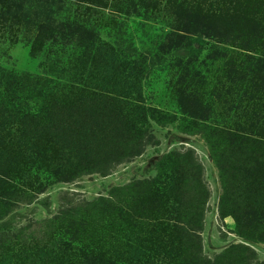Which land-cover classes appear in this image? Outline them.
<instances>
[{
    "label": "rangeland",
    "instance_id": "1",
    "mask_svg": "<svg viewBox=\"0 0 264 264\" xmlns=\"http://www.w3.org/2000/svg\"><path fill=\"white\" fill-rule=\"evenodd\" d=\"M7 1L8 20L0 21V99L14 73L23 86L15 95L19 110L28 113L51 97L105 89L139 110L146 138L135 157L70 174L66 157L78 153L67 149L71 132L62 136L67 123L30 141L12 130L3 135V193L25 196V202L0 211V224L17 237L4 245L0 264H89L93 257L97 264H147L156 256V238L172 244L171 235L158 232L159 222L176 218L168 212L158 219L156 196L145 195L141 205L137 193L143 190L136 186L156 179L158 163L175 151H189L202 167L205 255L242 244L264 264V242L242 237L244 219L228 216L233 200L246 204L238 181L246 159L234 155L240 147L221 133L264 143V0ZM70 34L85 37L86 46L50 45L53 36ZM210 142L227 169L225 217L219 211L224 184ZM254 148L245 151L254 154ZM250 162L263 182L264 155ZM167 204L174 210L170 199ZM112 205L123 209L122 217Z\"/></svg>",
    "mask_w": 264,
    "mask_h": 264
},
{
    "label": "trees",
    "instance_id": "2",
    "mask_svg": "<svg viewBox=\"0 0 264 264\" xmlns=\"http://www.w3.org/2000/svg\"><path fill=\"white\" fill-rule=\"evenodd\" d=\"M7 8L8 1L0 0V21L4 24L8 20L6 18ZM49 40H51L50 45L68 50L77 46H86L83 42L87 39L77 34H70L63 37L53 36ZM101 51L104 53L103 49ZM102 56L97 55L96 59L99 61ZM258 65L262 66V62H258ZM17 76L16 73L8 75L3 83V99H0V138L12 130L22 140L30 141L34 137H40L42 132L46 134L52 130L62 131L63 123H67L69 129L62 135L64 137L66 133L71 132L70 139L67 141V149L82 154L72 156L69 153L66 157L70 174H83L108 168L112 164H119L135 157L141 152L146 135L141 130L143 128L142 118L135 115L139 110L128 108L126 102L110 96L108 93L111 92L108 90L98 88L102 92L80 91L77 96L51 97L43 101L42 106L36 112L28 113L19 110L22 109L21 100L15 95L23 91V86L17 80ZM127 109H130L132 113ZM88 120L90 123L87 124ZM137 124L141 125L140 128H137ZM221 133L226 142L240 147L239 153H234V155L246 159L239 168L240 178L238 180L239 186L241 182L244 183L243 193L240 195L244 196L246 204L237 205L236 200H233L228 216L236 218L241 216L244 219L242 229H239L242 237L264 242V181L258 182L255 179V170L250 162L252 158H260L264 155V152L260 153L264 143L256 139ZM86 136L91 137L92 140L85 142L84 137ZM75 140L76 143H72ZM209 144L212 158L224 184V198L220 201L219 211L220 215L225 217L223 203L225 205V197L228 195L225 185L227 169L224 166L223 153L215 152L218 147L211 142ZM248 146L255 147L254 154L246 153ZM88 150L90 152L83 155ZM98 150L100 153L97 152ZM201 168L194 154L189 151H175L166 154L158 163L156 179L141 182L136 186L143 190L137 193L139 197L142 195L141 205L145 195L151 193L156 196L158 219L163 220L162 218L168 212L173 213L176 218L173 223L159 222L158 232L162 235L165 233L171 235L172 244L169 246L156 238V256L151 258L147 264H258L252 249L242 244L229 245L214 258L205 255L201 232L207 190L200 181ZM5 177L0 167V211L12 203L25 202L23 199L25 196L3 193L7 185ZM168 199L171 200V204L172 202L175 204L174 210L168 207ZM150 205L154 206L152 201ZM111 209L118 218L122 217L121 207L112 205ZM0 220H2L1 217ZM11 239H17V237L9 236L8 227L1 223L0 255L4 245ZM98 260V257H93L88 263L97 264ZM110 264L125 263L121 259H112Z\"/></svg>",
    "mask_w": 264,
    "mask_h": 264
}]
</instances>
